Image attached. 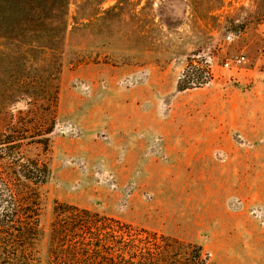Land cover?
<instances>
[{
  "label": "rangeland",
  "instance_id": "obj_1",
  "mask_svg": "<svg viewBox=\"0 0 264 264\" xmlns=\"http://www.w3.org/2000/svg\"><path fill=\"white\" fill-rule=\"evenodd\" d=\"M9 135L18 165L48 170L39 264L57 204L216 264H264V0H0Z\"/></svg>",
  "mask_w": 264,
  "mask_h": 264
},
{
  "label": "trees",
  "instance_id": "obj_2",
  "mask_svg": "<svg viewBox=\"0 0 264 264\" xmlns=\"http://www.w3.org/2000/svg\"><path fill=\"white\" fill-rule=\"evenodd\" d=\"M18 137L0 140L9 158L0 171V264H39L34 247L41 235L37 188L47 183L48 170L35 162L18 165L12 152L21 144ZM112 227L89 210L57 204L47 264H216L200 246L167 236L137 238L133 231ZM108 231L116 236L106 238ZM105 243L116 246L114 253L103 252Z\"/></svg>",
  "mask_w": 264,
  "mask_h": 264
},
{
  "label": "built area",
  "instance_id": "obj_3",
  "mask_svg": "<svg viewBox=\"0 0 264 264\" xmlns=\"http://www.w3.org/2000/svg\"><path fill=\"white\" fill-rule=\"evenodd\" d=\"M246 61V58L244 56H237L235 59L226 62V64L224 65L225 69H231L232 67L236 66H240L242 64H244ZM211 68V69H210ZM193 70H196V72H198L201 75V78L197 79V80H201V82H197L196 84L194 83L193 85H201L202 84H207V82H209L208 80H210L213 70H212V60L211 58H207L204 60V65L203 66H195L192 68Z\"/></svg>",
  "mask_w": 264,
  "mask_h": 264
}]
</instances>
